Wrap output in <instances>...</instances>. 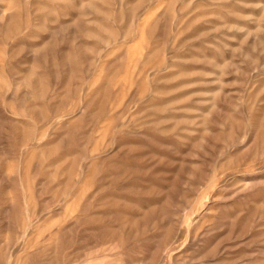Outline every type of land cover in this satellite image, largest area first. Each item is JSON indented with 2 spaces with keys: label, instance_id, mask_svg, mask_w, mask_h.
Segmentation results:
<instances>
[{
  "label": "rangeland",
  "instance_id": "374dc122",
  "mask_svg": "<svg viewBox=\"0 0 264 264\" xmlns=\"http://www.w3.org/2000/svg\"><path fill=\"white\" fill-rule=\"evenodd\" d=\"M0 28V264H264V0H0Z\"/></svg>",
  "mask_w": 264,
  "mask_h": 264
},
{
  "label": "bare ground",
  "instance_id": "6f19581e",
  "mask_svg": "<svg viewBox=\"0 0 264 264\" xmlns=\"http://www.w3.org/2000/svg\"><path fill=\"white\" fill-rule=\"evenodd\" d=\"M47 2V1H46ZM32 6V5H31ZM31 18H29V20H30ZM8 22V21H7ZM1 27H2V23H1ZM1 29V28H0ZM29 30H32V29H29ZM26 32H28V31H26ZM31 33V32H30ZM27 34V33H26ZM29 34V33H28ZM26 36V35H25ZM30 40V39H29ZM2 42V41H1ZM7 42H8V37L7 36H5L4 37V42H3V46L5 47V45L7 44ZM10 43V42H9ZM8 45V44H7ZM28 44H27V42H26V46H27ZM30 46V45H29ZM41 46V45H40ZM7 50V49H6ZM28 51V50H27ZM29 53H31V51L29 52ZM6 54V53H5ZM28 54V53H27ZM11 55H12V53H11ZM6 56V55H5ZM27 58V57H26ZM27 61H28V58H27ZM15 69V68H14ZM5 72V71H4ZM24 205V204H23ZM28 212V211H27ZM29 220V219H28ZM99 256H101V255H99ZM104 257V256H103Z\"/></svg>",
  "mask_w": 264,
  "mask_h": 264
}]
</instances>
